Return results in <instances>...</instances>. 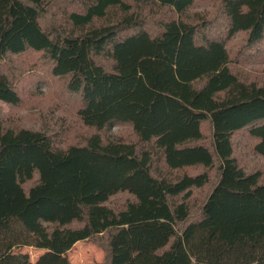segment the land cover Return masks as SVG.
<instances>
[{"label":"trees","instance_id":"1","mask_svg":"<svg viewBox=\"0 0 264 264\" xmlns=\"http://www.w3.org/2000/svg\"><path fill=\"white\" fill-rule=\"evenodd\" d=\"M262 62L264 0H0V264H264Z\"/></svg>","mask_w":264,"mask_h":264},{"label":"rangeland","instance_id":"2","mask_svg":"<svg viewBox=\"0 0 264 264\" xmlns=\"http://www.w3.org/2000/svg\"><path fill=\"white\" fill-rule=\"evenodd\" d=\"M212 5L215 6V3H213ZM200 8L202 7L196 5L191 9H189L187 12L188 18L190 20H197L199 18L198 11ZM211 9L215 11V8L211 7ZM243 67L244 69L250 72L259 73V72H263L264 62L255 63V64H245L243 65ZM41 95L42 94L40 92L28 93L23 106L17 109L16 112L23 115L26 112H31V111L35 112L37 110H41V100L39 98ZM0 107L3 112L9 111V106L2 101H0ZM67 119L68 121H71L70 118ZM53 122H54L53 129H58L59 124L57 123V120ZM111 132L116 137L119 138L121 137L127 138L132 136L133 134L130 125L125 122L115 124L112 127ZM252 142H254V138L248 136L243 137L240 143V147L250 146ZM249 157L252 159L251 160L253 162L252 164L256 166L259 165L260 167H264V156L258 154H251ZM113 200H118L117 196L114 197ZM21 250L27 252L30 255L32 261H34L36 257L42 252L41 248H35L31 245H24L21 247ZM67 255L73 264H98V262H100L104 257V250L102 247L96 245L95 243L87 239H82L76 241L73 244V246L68 250Z\"/></svg>","mask_w":264,"mask_h":264}]
</instances>
